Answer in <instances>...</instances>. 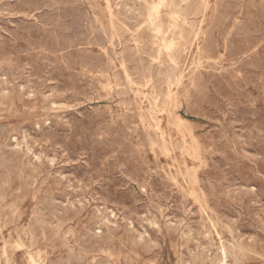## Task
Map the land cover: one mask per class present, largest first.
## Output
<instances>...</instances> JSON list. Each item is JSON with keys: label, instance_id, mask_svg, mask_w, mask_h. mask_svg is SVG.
I'll list each match as a JSON object with an SVG mask.
<instances>
[{"label": "rangeland", "instance_id": "rangeland-1", "mask_svg": "<svg viewBox=\"0 0 264 264\" xmlns=\"http://www.w3.org/2000/svg\"><path fill=\"white\" fill-rule=\"evenodd\" d=\"M51 1L0 0V264H264V0Z\"/></svg>", "mask_w": 264, "mask_h": 264}, {"label": "bare ground", "instance_id": "bare-ground-1", "mask_svg": "<svg viewBox=\"0 0 264 264\" xmlns=\"http://www.w3.org/2000/svg\"><path fill=\"white\" fill-rule=\"evenodd\" d=\"M41 1H44V0H40V3H41ZM50 1H51V0H50ZM59 1H60V0H59ZM73 1H74V0H73ZM75 1H76V0H75ZM77 1H79V0H77ZM160 1H161V0H160ZM177 1H178V0H177ZM183 1H184V0H183ZM190 1H191V0H190ZM46 2H47V1H46ZM48 2H49V1H48ZM51 2H52V1H51ZM51 2H50V3H51ZM66 2H67V1H66ZM83 2H84V1H83ZM125 2H126V1H125ZM137 2H138V1H137ZM143 2H144V0H143ZM172 2H173V1H172ZM198 2H200V0H199ZM201 2H202V1H201ZM9 3H10V2H9ZM35 3H37V2H35ZM38 3H39V2H38ZM60 3H61V2H60ZM67 3H68V2H67ZM67 3H65V4H67ZM132 3H133V2H132ZM135 3H136V2H135ZM160 3H161V2H160ZM173 3H174V2H173ZM185 3H186V1H185ZM192 3H193V2H192ZM206 3H207V2H206ZM206 3H205V4H206ZM47 4H48V3H47ZM177 4H179V3H177ZM186 4H187V3H186ZM200 4H201V3H200ZM200 4H199V5H200ZM228 4H229V3H228ZM3 5H4V4H3ZM58 5H59V3H58ZM62 5L65 7L64 4H62ZM90 5H91V4H90ZM132 5H135V4H132ZM157 5H158V4H157ZM161 5H162V3H161ZM167 5H168V4H167ZM172 5H173V4H172ZM172 5H171V6H172ZM184 5H185V4H184ZM203 5H204V4H203ZM222 5H223V2H222ZM261 5H262V4H261ZM21 6H22V4H21ZM55 6H57L56 3H55V5H54V7H55ZM91 6H92V5H91ZM91 6H90V8H91ZM144 6H146V5H144ZM154 6H155V5H154ZM154 6H153V7H154ZM259 6H260V5H259ZM135 7H136V6H135ZM167 7H168V6H167ZM186 7H188V6H186ZM186 7H185V8H186ZM189 7H190V6H189ZM194 7H196V6H194ZM202 7H203V6H202ZM256 7H257V6H256ZM130 8H131V7H130ZM182 8H183V7H182ZM182 8H181V9H182ZM0 9H1V8H0ZM37 9H39V8H37ZM53 9H54V8H53ZM135 9H136V8H135ZM140 9H142V8H140ZM143 9H144V8H143ZM157 9H158V7L155 6L154 10H157ZM181 9H180V10H181ZM186 9H187V8H186ZM261 9H262V8H261ZM29 10H30V9H29ZM66 10H67V8H66ZM91 10H92V9H91ZM111 10H112V9H111ZM119 10H120V9H119ZM152 10H153V9H152ZM158 10H159V9H158ZM178 10H179V9H178ZM178 10H177V11H178ZM184 10H185V9H184ZM184 10H182V11H184ZM254 10H255V9H254ZM1 11H2V10H1ZM53 11H54V10H53ZM60 11H61V10H60ZM84 11H85V10H84ZM112 11H113V10H112ZM122 11H123V10H122ZM185 11H187V10H185ZM62 12H63V11H62ZM92 12H93V11H92ZM95 12H96V11H95ZM97 12H98V11H97ZM119 12H120V11H119ZM140 13H141V12H140ZM173 13H174L175 16H178L177 12H173ZM13 14H14V13H13ZM46 14H47V13H46ZM52 14H53V13H52ZM55 14H56V13H55ZM58 14H59V13H58ZM58 14H57V15H58ZM159 14H160V13H159ZM166 14H168V13H166ZM49 15H50V14H49ZM61 15H62V14H61ZM95 15H96V14H95ZM97 15H98V14H97ZM102 15H103V14H102ZM171 15H172V13H171ZM47 16H48V15H47ZM47 16L45 15V17H47ZM64 16H65V15H64ZM66 16H67V15H66ZM166 16H167V15H166ZM25 17H26V16H25ZM28 17H29V16H28ZM45 17H44V18H45ZM147 17H148V16H147ZM159 17H160V16H159ZM226 17H227V16H226ZM262 17H263V16H262ZM78 18H79V17H78ZM92 18H93V17H92ZM177 18H178V17H177ZM180 18H181V17H180ZM182 18H183V16H182ZM59 19H60V18H59ZM122 19H123V17H122ZM132 19H133V18H132ZM143 19H144V18H143ZM152 19H153V18H152ZM260 19H261V18H260ZM95 20H96V17H95ZM108 20H110V19H108ZM147 20H148V19H147ZM176 20H177V19H176ZM202 20H203V19H202ZM22 21H23V20H22ZM75 21H76V20H75ZM111 21H112V19H111ZM111 21H110V22H111ZM138 21H139V20H138ZM138 21H137V22H138ZM151 21H152V20H151ZM177 21H178V20H177ZM228 21H229V20H228ZM135 22H136V21H135ZM139 22H140V21H139ZM152 22H153V21H152ZM170 22H171V20H170ZM170 22H169V23H170ZM235 22H236V21H235ZM235 22H234V23H235ZM53 23H54V22H53ZM84 23H86V22H84ZM97 23H98V22H97ZM177 23H179V22H177ZM54 24H55V23H54ZM79 24H80V23H79ZM110 24H111V23H110ZM134 24H135V23H134ZM138 24H139V23H138ZM152 24H153V23H152ZM248 24H249V23H248ZM30 25H31V24H30ZM43 25H44V24H43ZM45 25H46V24H45ZM47 25H49V24H47ZM50 25H51V24H50ZM100 25H101V24H100ZM153 25H154V24H153ZM177 25H178V24H177ZM177 25H174L175 28L177 27ZM182 25H183V24H182ZM235 25H236V24H235ZM237 25H238V24H237ZM52 26H54V25H52ZM58 26H60V25H58ZM96 26H97V25H96ZM133 26H134V25H133ZM151 26H152V25H151ZM160 26H161V25H160ZM169 26H171V25L169 24ZM28 27H29V26H28ZM48 27L50 28V26H48ZM55 27H56V26H55ZM91 27H92V26H91ZM146 27H147V26H146ZM152 27H153V26H152ZM172 27H173V26H172ZM179 27H180V26H179ZM232 27H233V26H232ZM32 28H33V27H32ZM83 28H84V27H83ZM100 28H101V27H100ZM124 28H125V27H124ZM143 28H144V27H143ZM153 28H155V30H157V31H160V29H161L157 24L154 25ZM238 28H239V26H238ZM97 29H98V28H97ZM180 29H181V27H180ZM233 29H234V28H233ZM32 30H33V29H32ZM32 30H29V31H32ZM44 30H45V29H44ZM79 30H80V29H79ZM83 30H84V29H83ZM86 30H87V29H86ZM103 30H104V31H107V30H105V29H103ZM147 30H148V28H147ZM153 30H154V29H152V31H153ZM155 30H154V31H155ZM236 30H237V28H236ZM38 31H39V30H38ZM38 31H37V32H38ZM48 31H49V30H48ZM50 31H51V29H50ZM93 31H94V30H93ZM95 31H96V30H95ZM150 31H151V30H150ZM152 31H151V34H153ZM157 31H156V32H157ZM162 31H163V30H162ZM57 32H58V31H57ZM63 32H64V31H63ZM71 32H72V31H71ZM116 32H117V30H116ZM163 32H164V31H163ZM168 32H169V31H168ZM239 32H240V31H239ZM242 32H243V31H242ZM58 33H59V32H58ZM72 33H73V32H72ZM72 33H71V34H72ZM96 33H97V32H96ZM103 33H104V32H103ZM106 33H107V32H106ZM106 33H105V34H106ZM160 33H161V32H160ZM171 33H172V31H170V34H171ZM232 33H233V32H232ZM52 34H54V33L52 32ZM52 34H51V35H52ZM68 34H69V33H68ZM155 34H156V33H155ZM239 34H240V33H239ZM241 34H242V33H241ZM17 35H18V34H17ZM41 35H42V34H41ZM43 35H44V34H43ZM136 35H137V34H136ZM153 35H154V34H153ZM157 35L159 36L160 34H157ZM157 35H156V37H157ZM174 35H175V34H174ZM174 35H173V36H174ZM29 36H30V35H29ZM62 36H63V35H62ZM81 36H82V35H81ZM107 36H110V33H109ZM169 36H170V35H169ZM169 36H168V37H169ZM173 36H172V38H173ZM238 36H239V35H238ZM16 37H17V36H16ZM48 37H49V36H48ZM151 37H152V36H151ZM31 38H32V37H31ZM42 38H43V37H42ZM94 38H95V37H94ZM121 38H122V37H121ZM154 38H155V37H154ZM169 38H170V37H169ZM174 38H175V37H174ZM18 39H19V38H18ZM48 39H49V38H48ZM82 39H83V38H82ZM156 39H157V38H156ZM158 39H159V37H158ZM167 39H168V38H167ZM167 39H166V40H167ZM53 40H54V39H53ZM83 40H85V39H83ZM90 40H91V39H90ZM94 40H95V39H94ZM107 40H108V39H107ZM115 40H116V39H115ZM148 40H149V39H148ZM148 40H147V41H148ZM153 40H155V39H153ZM237 40H238V39H237ZM241 40H243V39H241ZM49 41H50V40H49ZM87 41H88V40H87ZM87 41H86V42H87ZM109 41H110V40H109ZM109 41H108V42H109ZM119 41H120V40H119ZM135 41H137V39H135ZM144 41H145V40H144ZM159 41H161V40H159ZM164 41H165V39H164ZM164 41H163V42H164ZM171 41H172V40H171ZM174 41H175V39H174ZM130 42H131V41H130ZM145 42H146V41H145ZM152 42H154V41H152ZM47 43H48V42H47ZM50 43H51V42H50ZM68 43H69V42H68ZM177 43H178V42H177ZM60 44H61V43H60ZM62 44H63V43H62ZM112 44H113V43H112ZM112 44H111V45H112ZM117 44H118V43H117ZM130 44H131V43H130ZM150 44H151V41H150ZM164 44H166V43H164ZM168 44H169V43H168ZM174 44H176V42H175ZM122 45H123V43H122ZM170 45H171V44H170ZM170 45H169V46H170ZM177 45H178V44H177ZM44 46H45V45H44ZM113 46H114V45H113ZM128 46H129V45H128ZM147 46H148V45H147ZM157 46H158V45H157ZM171 46H172V45H171ZM173 46H174V45H173ZM240 46H242V45H240ZM260 46H261V45H260ZM48 47H49V46H48ZM50 47H51V46H50ZM54 47H55V46H54ZM77 47H78V46H77ZM106 47H107V46H106ZM153 47H155V46H153ZM177 47H178V46H177ZM40 48H41V47H40ZM43 48H44V47H43ZM69 48H70V47H69ZM140 48H141V46H140ZM169 48H170V47H169ZM169 48H167V50H169ZM41 49H42V48H41ZM49 49H50V48H49ZM52 49H53V48H52ZM81 49H82V48H81ZM150 49H151V48H150ZM172 49H173V48L171 47L170 50H172ZM244 49H245V48H244ZM12 50H13V48H12ZM29 50H30V49H29ZM50 50H51V49H50ZM60 50H61V49H60ZM68 50H69V49H68ZM107 50H109V48H108ZM141 50H142V49H141ZM158 50H159V46H158ZM164 50H166L165 47H164ZM167 50H166V51H167ZM23 51H24V50H23ZM30 51H31V50H30ZM36 51H37V50H36ZM41 51H42V50H41ZM53 51H54V50H53ZM56 51H57V50H56ZM85 51H86V50H85ZM85 51H84V52H85ZM137 51H138V50H137ZM137 51H136V52H137ZM142 51H143V50H142ZM147 51H148V50H147ZM240 51H241V50H240ZM21 52H22V51H21ZM63 52H64V51H63ZM69 52H70V51H69ZM138 52H139V51H138ZM154 52H155V51H154ZM159 52H160V51H159ZM161 52H162V51H161ZM171 52H172V51H171ZM18 53H19V52H18ZM72 53H74V52H72ZM139 53H140V52H139ZM155 53H156V52H155ZM167 53H168V52H167ZM42 54H43V53H42ZM42 54H41V55H42ZM46 54H47V53H46ZM60 54H61V53H60ZM75 54H76V52H75ZM119 54H121V53H119ZM132 54H133V53H132ZM140 54H141V53H140ZM156 54H157V53H156ZM204 54H205V53H204ZM239 54H240V53H239ZM241 54H242V53H241ZM27 55H28V54H27ZM29 55H30V54H29ZM71 55H72V54H71ZM87 55H88V54H87ZM89 55H90V54H89ZM89 55H88V56H89ZM107 55H108V54H107ZM134 55H135V54H134ZM149 55H151V54H149ZM153 55H154V53H153ZM169 55H170V54H169ZM51 56H52V55H51ZM65 56H66V55H65ZM96 56H97V55H96ZM108 56H110V55H108ZM118 56H119V55H118ZM125 56H126V55H125ZM154 56H155V55H154ZM162 56H163V55H162ZM164 56H165V55H164ZM29 57H30V56H29ZM43 57H44V55H43ZM78 57H79V56H78ZM104 57H105V56H104ZM131 57H132V56H131ZM157 57H158V56H157ZM165 57H166V56H165ZM171 57H173V56L171 55L170 58H171ZM224 57H225V56H224ZM240 57H241V56H240ZM36 58H37V57H36ZM36 58H35V59H36ZM79 58H81V57H79ZM91 58H93V57H91ZM170 58H169V59H170ZM174 58H175V56H174ZM238 58H239V57H238ZM250 58H251V57H250ZM124 59H125V58H124ZM130 59H131V58H130ZM147 59H148V58H147ZM155 59H156V58H155ZM171 59H172V58H171ZM36 60H37V59H36ZM36 60H35V62H36ZM82 60H83V59H82ZM95 60H96V59H95ZM116 60H117V59H116ZM118 60H119V59H118ZM131 60H132V59H131ZM151 60H152V59H151ZM100 61H102V60H100ZM121 61H122V60H121ZM125 61H126V60H125ZM164 61H165V60H164ZM164 61H162V62H164ZM175 61H176V60H175ZM202 61H203V60H202ZM236 61H237V60H236ZM246 61H247V60H246ZM64 62H65V61H64ZM137 62H138V61H137ZM149 62H150V61H149ZM173 62H174V61H173ZM215 62H216V61H215ZM218 62H220V61H218ZM244 62H245V61H244ZM42 63H43V62H42ZM46 63H47V62H46ZM56 63H57V62H56ZM118 63H119V62H118ZM133 63H134V62H133ZM133 63H132V64H133ZM221 63H222V62H221ZM232 63H233V62H232ZM239 63H240V62H239ZM67 64H68V63H67ZM76 64H77V63H76ZM88 64H89V63H88ZM100 64H101V63H100ZM100 64H99V65H100ZM119 64H120V63H119ZM130 64H131V63H130ZM151 64H153V63H151ZM154 64H155V63H154ZM162 64H163V63H162ZM166 64H167V63H166ZM8 65H9V64H8ZM52 65H53V64H52ZM54 65H55V64H54ZM54 65H53V66H54ZM65 65H66V64H65ZM128 65H129V64H128ZM199 65H200V64H199ZM233 65H234V64H233ZM0 66H1V64H0ZM71 66H72V65H71ZM88 66H90V65H88ZM104 66H105V65H104ZM170 66H171V65H170ZM175 66H177V65H175ZM175 66H174V67H175ZM237 66H239V65H237ZM244 66H245V65H244ZM1 67H2V66H1ZM1 67H0V69H1ZM12 67H13V66H12ZM12 67H11V68H12ZM74 67H75V66H74ZM76 67H77V66H76ZM78 67H79V66H78ZM94 67H95V66H94ZM94 67H93V68H94ZM114 67H115V66H114ZM121 67H122V66H121ZM136 67H137V66H136ZM164 67H165V66H164ZM2 68H3V67H2ZM65 68H66V67H65ZM69 68L71 69V67H69ZM126 68H127V67H126ZM129 68H130V67H129ZM156 68H157V67H156ZM156 68H155V69H156ZM159 68H160V67H159ZM169 68H170V67L168 66V69H169ZM223 68H224V67H223ZM237 68H238V67H237ZM242 68H243V67H242ZM254 68H255V67H254ZM44 69H45V68H44ZM122 69H123V68H122ZM157 69H158V68H157ZM170 69H171V68H170ZM1 70H2V69H1ZM1 70H0V71H1ZM17 70H19V69H17ZM90 70H91V69H90ZM161 70H162V69H161ZM214 70H215V69H214ZM228 70H229V69H228ZM4 71H5V70H4ZM57 71H59V70H57ZM62 71H63V70H62ZM81 71H82V70H81ZM111 71H112V70H111ZM118 71H119V70H118ZM128 71H129V70H128ZM128 71H127V72H128ZM150 71H151V70H150ZM168 71H169V70H168ZM20 72H21V71H20ZM59 72H60V71H59ZM66 72H68V71L66 70ZM66 72H65V73H66ZM73 72H74V71H73ZM98 72H99V70H98ZM132 72H133V71H132ZM172 72H173V67H172ZM209 72H210V71H209ZM223 72H224V71H223ZM241 72H242V71H241ZM246 72H247V71H246ZM18 73H19V72H18ZM60 73H61V72H60ZM79 73H80V72H79ZM116 73H117V72H116ZM130 73H131V72H130ZM134 73H135V72H134ZM134 73H132V74H134ZM157 73H158V71H157ZM157 73H156V74H157ZM13 74H14V73H13ZM45 74H47V72H46ZM82 74H83V73H82ZM109 74H110V73H109ZM128 74H129V73H128ZM137 74H138V73H137ZM147 74H148V73H147ZM161 74H163V73L161 72ZM175 74H176V73H175ZM4 75H5V73H4ZM53 75H54V74H53ZM65 75H66V74H65ZM71 75H72V74H71ZM71 75H70V76H71ZM91 75H92V74H91ZM101 75H102V74H101ZM116 75H117V74H116ZM135 75H136V73H135ZM150 75H153V74H150ZM166 75H167V74H166ZM173 75H174V74H173ZM179 75L181 76V73H180ZM200 75H201V74H200ZM220 75H221V74H220ZM48 76H49V75H48ZM51 76H52V75H51ZM83 76H84V75H83ZM87 76H88V75H87ZM118 76H119V75H118ZM124 76H125V75H124ZM137 76H138V75H137ZM146 76H147V75H146ZM156 76H157V75H156ZM156 76H155V77H156ZM168 76H170V75H168ZM242 76H244V75H242ZM56 77H57V76H56ZM56 77H55V78H56ZM63 77H64V76H63ZM89 77H90V76H89ZM89 77H88V78H89ZM115 77H116V76H115ZM115 77H114V78H115ZM139 77H141V76H139ZM155 77H154V78H155ZM191 77H192V76H191ZM240 77H241V76H240ZM4 78H5V77H4ZM37 78H38V77H37ZM46 78H47V77H46ZM46 78H45V79H46ZM82 78H83V77H82ZM118 78H119V77H118ZM118 78H116V79H118ZM136 78H137V77H136ZM164 78H165V77H164ZM166 78H167V77H166ZM171 78H173L172 75H171ZM174 78H175V77H174ZM177 78H178V77H177ZM177 78H175V80H177ZM179 78H180V77H179ZM181 78H182V77H181ZM35 79H36V78H35ZM104 79H105V78H104ZM125 79H126V78H125ZM127 79H128V78H127ZM141 79H142V78H141ZM145 79H146V78H145ZM190 79H191V78H190ZM13 80H15V79L13 78ZM32 80H34V79H32ZM68 80H69V79H68ZM86 80H87V79H86ZM96 80H97V79H96ZM108 80H109V79H108ZM118 80H119V79H118ZM134 80H135V79H134ZM153 80H154V79H153ZM153 80H152V81H153ZM235 80H236V79H235ZM239 80H240V79H239ZM24 81H25V80H24ZM79 81H80V80H79ZM92 81H94V80H92ZM102 81H103V78H102ZM104 81H105V80H104ZM116 81H117V80H116ZM116 81H115V82H116ZM125 81H126V80H125ZM128 81H129V80H128ZM142 81H143V80H142ZM171 81H172V80H171ZM226 81H227V80H226ZM32 82H33V81H32ZM41 82H42V81H41ZM41 82H40V84H41ZM45 82H46V81H45ZM56 82H57V81H56ZM71 82H72V81H71ZM84 82H85V81H84ZM87 82H88V81H87ZM96 82H97V81H96ZM121 82H122V81H121ZM139 82H140V81H139ZM167 82H168V81H167ZM169 82H170V80H169ZM173 82H175V81H173ZM173 82H172V83H173ZM176 82H177V81H176ZM240 82H241V81H240ZM5 83H6V82H5ZM43 83H44V82H43ZM90 83H91V82H90ZM97 83H98V82H97ZM126 83H128V82H126ZM129 83H130V81H129ZM151 83H153V82H151ZM172 83L170 82V85H171ZM227 83H228V82H227ZM251 83H252V82H251ZM33 84H34V83H33ZM63 84H64V83H63ZM71 84H72V83H71ZM74 84H75V83H74ZM117 84H118V83H117ZM117 84H116V85H117ZM120 84H121V83H120ZM131 84H132V83H131ZM134 84H135V83H134ZM134 84H133V85H134ZM162 84H163V83H162ZM168 84H169V83H168ZM174 84H175V83H174ZM201 84H202V83H201ZM207 84H208V83H207ZM230 84H231V83H230ZM242 84H243V83H242ZM20 85H21V84H20ZM22 85H23V84H22ZM38 85H39V84H38ZM41 85H43V84H41ZM59 85H60V84H59ZM80 85L82 86V84H80ZM94 85H95V84H94ZM121 85H122V84H121ZM128 85H129V84H128ZM133 85H132V86H133ZM135 85H137V84H135ZM210 85H211V84H210ZM34 86H35V85H34ZM39 86H40V85H39ZM91 86H92V85H91ZM119 86H120V85H119ZM241 86H243V85H241ZM27 87H28V86H27ZM50 87H51V86H50ZM94 87H95V86H94ZM137 87H138V85H137ZM140 87H141V86H140ZM167 87H168V86H167ZM207 87H208V86H207ZM4 88H5V86H4ZM75 88H76V86H75ZM103 88H104V87H103ZM105 88H106V86H105ZM131 88H132V87H131ZM143 88H144V87H143ZM143 88H142V89H143ZM152 88H154V87H152ZM160 88H161V87H160ZM192 88H193V87H192ZM192 88H191V89H192ZM229 88H230V87H229ZM238 88H239V87H238ZM22 89H23V88H22ZM29 89H30V88H29ZM43 89H44V88H43ZM89 89H90V86H89ZM89 89H88V90H89ZM122 89H123V87H122ZM127 89H128V88H126V90H127ZM191 89H189V90H191ZM19 90H20V89H19ZM19 90H18V92H19ZM49 90H50V89H49ZM105 90H106V89H105ZM118 90H119V89H118ZM131 90H132V89H131ZM131 90H130V91H131ZM153 90H154V89H152L151 91H153ZM162 90H163V89H162ZM11 91H12V90H11ZM28 91H29V90H28ZM33 91H34V90H33ZM52 91H53V90H52ZM94 91H95V90H94ZM109 91H110V90H109ZM124 91H125V90H124ZM132 91H133V90H132ZM142 91H143V90H142ZM156 91H158V90H156ZM160 91H161V90H160ZM164 91H165V90H164ZM171 91H173V90L171 89ZM232 91H233V90H232ZM238 91H239V90H238ZM243 91H244V90H243ZM6 92H7V91H6ZM21 92H23V90H22ZM30 92H31V91H30ZM43 92H44V91H43ZM69 92H70V91H69ZM71 92H72V91H71ZM81 92H82V91H81ZM205 92H206V90H205ZM0 93H1V92H0ZM36 93H37V92H36ZM51 93H52V92H51ZM112 93H113V92H112ZM115 93H116V92H115ZM121 93H122V92H121ZM121 93H119V94H121ZM158 93H159V92H158ZM160 93H161V92H160ZM240 93H241V92H240ZM245 93H246V92H245ZM13 94H14V93H13ZM13 94H11V95H13ZM21 94H22V93H21ZM34 94H35V93H34ZM108 94H109V93H108ZM119 94H118V95H119ZM136 94H137V93H136ZM234 94H235V93H234ZM236 94H238V93H236ZM0 95H1V94H0ZM9 95H10V94H9ZM49 95H50V94H49ZM73 95H74V94H73ZM130 95H131V94H130ZM144 95H146V94H144ZM179 95H180V93H179ZM29 96H30V95H29ZM29 96H26V97L29 98ZM52 96H53V95H52ZM67 96H70V94L67 95ZM67 96H66V97H67ZM109 96H110V94H109ZM122 96H123V95H122ZM136 96H137V95H136ZM155 96H156V95H155ZM173 96H175V94H174ZM186 96H187V95H186ZM215 96H216V95H215ZM240 96H242V95H240ZM243 96H244V95H243ZM249 96H250V94H249ZM8 97H9V96H8ZM35 97H36V96H35ZM41 97H42V96H41ZM76 97H77V96H76ZM126 97H127V96H126ZM137 97H138V96H137ZM137 97H136V98H137ZM147 97H148V96H147ZM159 97H160V96H159ZM164 97H165V96H164ZM164 97H163V99H164ZM213 97H214V96H213ZM217 97H218V96H217ZM30 98H31V97H30ZM43 98H44V97H43ZM77 98H79V97H77ZM86 98H87V97H86ZM111 98H112V97H111ZM122 98H123V97H122ZM143 98H144V97H143ZM143 98H142V99H143ZM151 98H153V100H154V97H151ZM157 98H158V97H157ZM157 98H156V99H157ZM36 99H37V98H36ZM72 99H73V98H72ZM108 99H109V98H108ZM137 99H138V98H137ZM140 99H141V98H140ZM159 99H161V97H160ZM159 99H158V100H159ZM244 99H245V98H244ZM247 99H248V98H247ZM249 99H250V98H249ZM251 99H252V98H251ZM74 100H75V99H74ZM111 100H112V99H111ZM126 100H127V98H126ZM134 100H135V99H134ZM150 100H152V99H150ZM172 100H173V99H172ZM252 100H254V98H253ZM13 101H14V100H13ZM128 101H129V100H128ZM161 101H162V100H161ZM164 101H165V100H164ZM220 101H221V100H220ZM244 101H245V100H244ZM244 101H243V102H244ZM66 102H67V101H66ZM120 102H121V101H120ZM131 102L133 103V100H132ZM157 102H158V101H157ZM128 103H129V102H128ZM135 103H136V102H135ZM135 103H134V104H135ZM142 103H144V102H142ZM160 103H162V102H160ZM160 103H159V104H160ZM175 103H176V102H175ZM241 103H242V102H241ZM118 104H119V103H118ZM156 104H157V103H156ZM231 104H232V103H231ZM42 105H43V104H42ZM45 105H46V104H45ZM121 105H122V104H121ZM129 105H130V104H129ZM137 105H138V104H137ZM242 105H243V104H242ZM46 106H47V105H46ZM157 106H158V104H157ZM157 106H155V107H157ZM229 106H230V105H229ZM161 107H163V106H161ZM166 107H167V106H166ZM245 107H246V106H245ZM60 108H61V107H60ZM65 108H66V107H65ZM138 108H139V107H138ZM157 108H158V107H157ZM159 108H160V107H159ZM159 108H158V109H159ZM172 108H173V107H172ZM58 109H59V108H58ZM152 109H154V108L152 107ZM161 109H162V108H161ZM230 109H231V108H230ZM230 109H229V110H230ZM10 110H11V109H10ZM25 110H26V109H25ZM28 110H29V109H28ZM28 110H27V112H28ZM107 110H108V109H107ZM130 110H131V109H130ZM146 110H147V109H146ZM255 110H256V109H255ZM93 111H94V110H93ZM135 111H136V110H135ZM137 111H138V110H137ZM152 111H153V110H152ZM152 111H151V112H152ZM155 111H157V110H155ZM162 111H163V110H162ZM165 111H166V110H165ZM167 111H169V110H167ZM223 111H224V110H223ZM227 111H228V110H227ZM29 112H30V111H29ZM95 112H96V111H95ZM97 112H99V111H97ZM101 112H102V111H100V113H101ZM116 112H117V111H116ZM138 112H139V111H138ZM231 112H232V111H231ZM254 112H255V111H254ZM256 112H257V111H256ZM14 113H15V111H14ZM60 113H61V112H60ZM100 113H99V114H100ZM105 113H106V112H105ZM140 113H141V112H140ZM145 113H146V112H145ZM149 113H150V112H149ZM169 113H170V112H169ZM216 113H217V112H216ZM10 114H11V113H10ZM130 114H131V113H130ZM135 114H136V113H135ZM151 114H152V113H151ZM161 114H162V113H161ZM221 114H222V113H221ZM229 114H231L230 111H229ZM232 114H233V113H232ZM124 115H125V114H124ZM124 115H123V116H124ZM132 115H133V114H132ZM166 115H167V114H166ZM170 115H171V114H170ZM172 115H173V113H172ZM224 115H225V114H224ZM227 115H228V114H227ZM13 116H14V115H13ZM95 116H96V115H95ZM95 116H94V117H95ZM119 116H121V115H119ZM135 116H136V115H135ZM142 116H145V115H142ZM167 116H168V115H167ZM225 116H226V115H225ZM229 116H230V115H229ZM241 116H242V115H241ZM250 116H252V115H250ZM253 116H254V115H253ZM46 117H47V116H46ZM115 117H116V115H115ZM121 117H122V116H121ZM130 117H131V116H130ZM137 117H138V116H137ZM171 117H172V116H171ZM219 117H220V116H219ZM226 117H227V116H226ZM242 117H245V116L243 115ZM127 118H128V117H127ZM133 118H134V117H133ZM138 118H139V117H138ZM153 118L155 119V117H153ZM172 118H174V117H172ZM223 118H224V117H223ZM44 119H45V118H44ZM60 119H61V118H60ZM89 119H90V118H89ZM114 119H117V118H114ZM220 119H221V118H220ZM230 119H231V118H230ZM46 120H47V119H46ZM96 120H97V119H96ZM138 120H139V119H138ZM142 120H143V119H142ZM147 120H148V119H147ZM147 120H146V121H147ZM149 120H150V119H149ZM173 120H174V119H173ZM178 120H179V119H178ZM228 120H229V118H228ZM242 120H243V119H242ZM254 120H255V119H254ZM120 121H121V120H120ZM129 121H130V120H129ZM154 121H155V120H154ZM168 121H169V120H168ZM174 121H175V120H174ZM179 121H180L179 123L184 122L183 119H180ZM90 122H91V121H90ZM116 122H117V120H116ZM130 122H132V121H130ZM142 122H143V121H142ZM220 122H221V121H220ZM228 122H229V121H228ZM230 122H231V121H230ZM21 123H22V121H21ZM172 123H174V122H172ZM175 123H176V122H175ZM221 123H222V122H221ZM23 124H24V123H23ZM25 124H26V123H25ZM39 124H40V123H39ZM102 124H103V123H102ZM102 124H101V125H102ZM106 124H107V123H106ZM106 124H105V125H106ZM117 124H118V122H117ZM154 124H155V123H154ZM159 124H160V123H159ZM222 124H223V123H222ZM231 124H232V122H231ZM6 125H7V124H6ZM8 125H9V124H8ZM66 125H67V124H66ZM235 125H236V124H235ZM10 126H12V125H10ZM118 126H119V124H118ZM130 126H131V125H130ZM158 126H159V125H158ZM3 127H5V125L2 126V128H3ZM63 127H64V126H63ZM70 127H71V126H70ZM101 127H102V126H101ZM101 127H100V128H101ZM152 127H154V126H152ZM160 127H161V126H160ZM160 127H159V128H160ZM16 128H17V126H16ZM37 128H39V127H37ZM50 128H51V127H50ZM61 128H62V127H61ZM103 128H104V127H103ZM106 128H107V127H106ZM123 128H124V127H123ZM138 128H139V127H138ZM203 128H204V127H203ZM230 128H231V127H230ZM3 129H4V128H3ZM108 129H109V128H108ZM225 129H226V128H225ZM95 130H96V129H95ZM99 130H100V129H99ZM101 130H102V129H101ZM106 130H107V129H106ZM114 130H115V129H114ZM136 130H137V129H136ZM143 130H144V127H143ZM146 130H147V129H146ZM146 130H145V132H146ZM152 130H153V129H152ZM237 130H238V129H237ZM38 131H39V130H38ZM81 131H82V130H81ZM91 131H92V130H91ZM102 131H103V130H102ZM110 131H111V130H110ZM110 131H109V132H110ZM120 131H121V130H120ZM140 131H141V130H140ZM140 131H139V132H140ZM153 131H154V130H153ZM156 131H157V130H156ZM159 131H160V130H159ZM26 132H27V131H26ZM29 132H30V131H29ZM105 132H106V131H105ZM136 132H137V131H136ZM142 132H143V131H142ZM145 132H144V133H145ZM147 132H148V131H147ZM150 132H151V131H150ZM7 133H10V132H7ZM20 133H21V132H20ZM93 133H94V132H93ZM99 133H100V132H99ZM111 133H112V132H111ZM234 133H235V132H234ZM236 133H237V132H236ZM251 133H252V132H251ZM10 134H11V133H10ZM10 134H9V135H10ZM14 134H15V133H14ZM65 134H66V133H65ZM102 134H103V133H102ZM127 134H128V133H127ZM127 134H126V135H127ZM150 134H151V133H150ZM157 134H159V133L157 132ZM165 134H166V133H165ZM168 134H169V133H168ZM232 134H233V133H232ZM261 134H262V133H261ZM0 135H1V137H2V134H0ZM17 135H18V134H17ZM111 135H112V134H111ZM143 135L145 136V134H143ZM148 135H149V134H148ZM237 135H238V134H237ZM3 136H4V135H3ZM5 136H8V135H5ZM27 136L29 137V135H27ZM27 136H25V137H27ZM66 136H67V135H66ZM66 136H65V137H66ZM97 136H98V135H97ZM102 136H103V135H102ZM104 136H105V135H104ZM157 136H158V135H157ZM23 137H24V136H23ZM23 137H22V138H23ZM28 137H27V138H28ZM115 137H116V136H115ZM125 137H126V136H125ZM158 137H159V136H158ZM158 137H157V138H158ZM218 137H220V136H218ZM240 137H241V134H240ZM11 138H12V137H11ZM93 138H94V137H93ZM148 138H150V137L148 136ZM151 138H152V136H151ZM1 139H2V138H1ZM1 139H0V140H1ZM33 139H34V137H33ZM103 139H104V138H103ZM105 139H106V138H105ZM105 139H104V141H105ZM116 139H117V138H116ZM116 139H115V140H116ZM119 139H123V138L121 137V138H119ZM141 139H145V138H141ZM153 139H154V138H153ZM226 139H227V138H226ZM240 139H241V138H240ZM15 140H16V139H15ZM101 140H102V139H101ZM115 140H113V141H115ZM242 140H243V139H242ZM6 141H8V140H6ZM26 141H27V139H26ZM81 141H82V140H81ZM159 141H160V140H159ZM220 141H222V140H220ZM228 141H229V140H228ZM8 142H9V141H8ZM23 142H24V141H23ZM30 142H31V140H30ZM30 142H29V143H30ZM92 142H93V141H92ZM101 142H102V141H101ZM181 142H182V141H181ZM234 142H235V141H234ZM236 142H237V141H236ZM245 142H246V141H245ZM81 143H82V142H81ZM112 143H113V142H112ZM118 143H119V142H118ZM141 143H142V141H141ZM144 143H145V142H144ZM215 143H216V142H215ZM222 143H223V142H222ZM242 143H243V141H242ZM16 144H17V143H16ZM24 144H25V143H24ZM38 144H39V143H38ZM43 144H44V143H43ZM46 144H48V143H46ZM46 144H45V145H46ZM115 144H116V143H115ZM176 144H177V143H176ZM218 144H219V143H218ZM218 144H217V145H218ZM11 145H12V144H11ZM25 145H26V144H25ZM25 145H24V146H25ZM41 145H42V144H41ZM93 145H94V144H93ZM95 145H96V144H95ZM100 145H101V144H100ZM178 145H179V144H178ZM180 145H181V143H180ZM182 145H183V144H182ZM186 145H187V144L185 143V146H186ZM233 145H234V144H233ZM242 145H243V144H242ZM3 146H4V145H3ZM87 146H88V145H87ZM103 146H105V145L103 144ZM126 146H127V143H126ZM188 146H189V145H188ZM106 147H107V146H106ZM127 147H128V146H127ZM127 147H126V148H127ZM165 147H166V146H165ZM241 147H242V146H241ZM146 148H147V147H146ZM148 148H149V147H148ZM21 149H22V148H21ZM35 149H36V148H35ZM58 149H59V148H58ZM22 150H23V149H22ZM41 150H42V149H41ZM43 150H44V149H43ZM92 150H93V149H92ZM146 150H147V149H146ZM148 150H149V149H148ZM163 150H164V148H163ZM242 150H243V149H242ZM26 151H27V150H26ZM28 151H29V150H28ZM164 151H165V150H164ZM231 151H232V150H231ZM1 152H2V151H0V153H1ZM41 152H42V151H41ZM92 152H93V151H92ZM166 152H167V154H168V151H166ZM4 153H5V151H4ZM18 153H19V152H18ZM27 153H28V152H27ZM222 153H223V152H222ZM34 154H35V153H34ZM29 155H30V154H29ZM48 155H49V154H48ZM48 155H47V156H48ZM217 155H218V154H217ZM81 156H82V155H81ZM96 156H97V155H96ZM220 156H222V155H220ZM223 156H224V155H223ZM223 156H222V157H223ZM10 157H11V156H10ZM29 157H30V156H29ZM29 157H27V158H29ZM222 157H221V158H222ZM228 157H229V156H228ZM234 157H235V156H234ZM35 158H36V156H35ZM154 158H155V157H154ZM237 158H238V157H237ZM239 158H240V157H239ZM262 158H263V157H262ZM4 159H6V158H4ZM32 159H33V158H32ZM92 159H93V158H92ZM1 160H2V159H1ZM47 160H48V159H47ZM221 160H222V159H221ZM32 161H33V160H32ZM38 161H39V160H38ZM50 161H51V160H50ZM54 161H55V160H54ZM2 162H3V161H2ZM2 162H1V163H2ZM14 162H15V161H14ZM36 162H37V161H36ZM45 162H46V161H45ZM6 163H7V162H6ZM15 163H16V162H15ZM50 163H51V162H50ZM8 164H9V163H8ZM57 164H58V163H57ZM92 164H93V163H92ZM222 164H223V163H222ZM6 165H7V164H6ZM6 165H5V166H6ZM10 165H11V164H10ZM29 165H30V164H29ZM39 165H40V164H39ZM39 165H38V166H39ZM8 166H9V165H8ZM13 166H14V165H13ZM42 166H43V165H42ZM166 166H167V165H166ZM178 166H179V165H178ZM9 167H10V166H9ZM22 167H23V165H22ZM14 168H15V167H14ZM35 168H36V167H35ZM58 168H59V167H58ZM60 168H61V167H60ZM168 168H169V167H168ZM6 169H7V168H6ZM31 169H32V168H31ZM37 169H38V168H37ZM37 169H36V170H37ZM66 169H67V168H66ZM92 169H93V167H92ZM254 169H255V168H254ZM34 170H35V169H34ZM36 170H35V172H36ZM56 170H57V169H56ZM62 170H63V169H62ZM108 170H109V169H108ZM162 170H163V169H162ZM169 170H170V169H169ZM179 170H180V169H179ZM8 171H10V169H9ZM11 171H12V170H11ZM37 171H38V170H37ZM39 171H40V170H39ZM39 171H38V172H39ZM133 171H134V170H133ZM149 171H150V170H149ZM14 172H15V171H14ZM20 172H21V171H20ZM26 172H27V171H26ZM28 172H29V171H28ZM113 172H114V171H113ZM135 172H136V171H135ZM9 173H10V172H9ZM24 173H25V172H24ZM40 173H41V172H40ZM62 173H63V172H62ZM141 173H142V172H141ZM179 173H180V172H179ZM7 174H8V173H7ZM13 174H14V173H13ZM17 174H19V173H17ZM21 174H23V173H21ZM48 174H49V173H48ZM105 174H106V173H105ZM122 174H123V173H122ZM0 175H1V174H0ZM9 175H10V174H9ZM9 175H8V176H9ZM11 175H12V174H11ZM11 175H10V176H11ZM38 175H39V174H38ZM52 175H53V174H52ZM165 175H166V173H165ZM1 176H2V175H1ZM6 176H7V175H5V177H6ZM28 176H29V175H28ZM40 176H41V175H40ZM108 176H109V175H108ZM156 176H157V175H156ZM166 176H167V175H166ZM181 176H182V173H181ZM5 177H4V178H5ZM11 177H12V176H11ZM26 177H27V176H26ZM35 177H36V176H35ZM51 177H52V176H51ZM57 177H58V176H57ZM57 177H56V178H57ZM63 177H64V176H63ZM69 177H70V176H69ZM171 177H172V176H171ZM173 177H174V176H173ZM175 177H176V176H175ZM182 177H183V176H182ZM262 177H263V176H262ZM33 178H34V177H33ZM42 178H43V177H42ZM113 178H114V177H113ZM129 178H130V177H129ZM158 178H159V176H158ZM158 178H156V179H158ZM160 178H161V177H160ZM6 179H7V178H6ZM30 179H31V178H30ZM38 179H39V178H38ZM59 179H60V177H59ZM67 179H68V178H67ZM150 179H151V178H150ZM0 180H1V178H0ZM15 180H16V178H15ZM17 180H18V179H17ZM27 180H28V179H27ZM34 180H35V179H34ZM36 180H37V179H36ZM169 180H170V179H169ZM171 180H172V179H171ZM182 180H183V179H182ZM182 180H180V181L182 182ZM240 180H241V179H240ZM1 181H2V180H1ZM8 181H9V180H8ZM19 181H20V179H19ZM24 181H25V180H24ZM52 181H53V180H52ZM74 181H75V180H74ZM101 181H102V180H101ZM103 181H104V180H103ZM105 181H106V180H105ZM108 181H109V180H108ZM166 181H167V180H166ZM184 181H185V180H184ZM241 181H242V180H241ZM244 181H245V180H244ZM21 182H22V181H21ZM21 182H20V183H21ZM41 182H42V181H41ZM45 182H47V181H45ZM67 182H68V181H67ZM69 182H70V181H69ZM79 182H80V181H79ZM95 182H96V181H95ZM97 182H99V181H97ZM111 182H112V181H111ZM148 182H149V181H148ZM161 182H162V181H161ZM168 182H169V181H168ZM170 182H171V181H170ZM172 182H173V181H172ZM177 182H178V181H177ZM223 182H224V181H223ZM223 182H222V183H223ZM22 183H23V182H22ZM30 183H34V182L32 181V182H30ZM42 183H44V182H42ZM42 183H40V184H42ZM70 183H71V182H70ZM70 183H69V184H70ZM27 184H29V183H27ZM83 184H84V183H83ZM112 184H113V182H112ZM175 184H176V183H175ZM1 185H2V184H1ZM32 185H33V184H32ZM42 185H43V184H42ZM99 185H101V184H99ZM140 185H141V184H140ZM179 185H180V184H179ZM6 186H7V185H6ZM46 186H47V185H46ZM48 186H49V185H48ZM65 186H66V185H65ZM72 186H73V185H72ZM125 186H126V185H125ZM125 186H123V187H125ZM145 186H146V185H145ZM174 186H175V185H174ZM176 186H177V185H176ZM247 186H248V185H247ZM7 187L9 188V186H7ZM25 187H27V186H25ZM25 187H24V189H25ZM49 187H50V186H49ZM58 187H59V186H58ZM84 187H85V186H84ZM231 187H232V186H231ZM257 187L260 188L259 186H257ZM8 188H7V189H8ZM20 188H21V187H20ZM28 188H30V187H28ZM85 188H86V187H85ZM150 188H151V187H150ZM5 189H6V188H4L3 190H5ZM24 189H23V191H24ZM33 189H34V188H33ZM50 189H51V188H50ZM66 189H67V188H66ZM68 189H69V188H68ZM109 189H110V188H109ZM235 189H236V188H235ZM3 190H2V191H3ZM21 190H22V189H21ZM76 190H77V189H76ZM76 190H75V191H76ZM87 190H88V189H87ZM89 190H90V189H89ZM103 190H104V189H103ZM114 190H115V189H114ZM120 190H121V189H120ZM124 190H125V189H124ZM143 190H145V189H143ZM151 190H152V189H151ZM182 190H184V189H182ZM189 190H190V189H189ZM236 190H237V189H236ZM250 190H251V189H250ZM39 191H40V190H39ZM45 191H46V190H45ZM45 191H44V192H45ZM73 191H74V190H73ZM111 191H112V190H111ZM165 191H166V190H165ZM177 191H178V189H177ZM214 191H215V190H214ZM0 192H1V191H0ZM14 192H15V191H14ZM18 192H19V191H18ZM67 192H68V191H67ZM87 192H88V191H87ZM103 192H104V191H103ZM166 192H167V191H166ZM190 192H191V191H190ZM259 192H260V191H259ZM3 193H4V192H3ZM3 193H2V194H3ZM15 193H16V192H15ZM77 193H78V192H77ZM104 193H105V192H104ZM174 193H175V192H174ZM187 193H188V192H187ZM0 194H1V193H0ZM10 194H12V193H10ZM21 194H22V193H21ZM38 194H39V193H38ZM67 194H68V193H67ZM92 194H93V193H92ZM92 194H91V195H92ZM144 194H145V193H144ZM178 194H179V193H178ZM239 194H240V193H239ZM36 195H37V194H36ZM58 195H59V194H58ZM72 195H73V194H72ZM94 195H95V194H94ZM107 195H108V194H107ZM114 195H115V194H114ZM149 195H150V194H149ZM151 195H152V194H151ZM161 195H162V194H161ZM163 195H164V194H163ZM220 195H221V194H220ZM263 195H264V194H263ZM20 196H21V195H20ZM48 196H50V194H49ZM48 196H47V198H48ZM103 196H105V195H103ZM134 196H136V195H134ZM152 196H153V195H152ZM156 196H157V195H156ZM165 196H166V195H165ZM212 196H213V194H212ZM245 196H246V195H245ZM111 197H112V196H111ZM116 197H117V196H116ZM154 197H155V196H154ZM222 197H223V196H222ZM249 197H250V196H249ZM252 197H253V196H252ZM37 198H38V197H37ZM53 198H54V197H53ZM64 198H65V196H64ZM102 198H103V197H102ZM163 198H164V197H163ZM167 198H168V197H167ZM204 198H205V197H204ZM243 198H244V197H243ZM256 198H257V196H256ZM256 198H255V199H256ZM12 199H13V198H12ZM42 199H43V198H42ZM3 200H4V199H3ZM33 200H34V199H33ZM37 200H38V199H37ZM56 200H57V199H56ZM79 200H80V199H79ZM82 200H83V199H82ZM13 201H14V200H13ZM15 201H17V200H15ZM38 201H39V200H38ZM69 201H70V200H69ZM100 201H101V200H100ZM105 201H106V200H105ZM105 201H104V202H105ZM108 201H109V200H108ZM142 201H143V200H142ZM163 201H164V200H163ZM257 201H258V200H257ZM2 202H3V201H2ZM72 202H74V201H72ZM79 202H80V201H79ZM104 202H103V203H104ZM20 203H21V202H20ZM48 203H49V201H48ZM96 203H97V202H96ZM98 203H99V202H98ZM114 203H115V202H114ZM171 203H172V202H171ZM240 203H241V202H240ZM256 203H257V202H256ZM258 203H259V201H258ZM40 204H41V203H40ZM40 204H39V205H40ZM45 204H46V203H45ZM89 204H90V203H89ZM89 204H88V205H89ZM110 204H111V203H110ZM137 204H138V203H137ZM144 204H147V203H144ZM46 205H47V204H46ZM61 205H63V204H61ZM61 205H60V206H61ZM69 205H70V204H69ZM71 205H72V204H71ZM78 205H79V204H78ZM82 205H84V204H81V206H82ZM117 205H118V204H117ZM140 205H141V204H140ZM151 205H152V203H151ZM167 205H168V204H167ZM199 205H200V204H199ZM252 205H253V204H252ZM263 205H264V204H263ZM263 205H262V206H263ZM13 206H14V205H13ZM36 206H37V203H36ZM56 206H57V205H56ZM85 206H86V205H85ZM119 206H120V205H119ZM142 206H143V205H142ZM200 206H201V205H200ZM228 206H229V205H228ZM241 206H242V203H241ZM262 206H261V207H262ZM14 207H15V206H14ZM38 207H39V206H38ZM46 207H47V206H46ZM106 207H107V206H106ZM109 207H110V206H109ZM149 207H150V206H149ZM164 207H165V206H164ZM221 207H222V206H221ZM2 208H3V207H2ZM71 208H72V207H71ZM76 208H77V207H76ZM76 208H75V209H76ZM178 208H179V206H178ZM15 209H16V208H15ZM45 209H46V208H45ZM84 209H85V208H84ZM103 209H104V208H103ZM107 209H108V208H107ZM172 209H173V208H172ZM221 209H222V208H221ZM232 209H233V208H232ZM82 210H83V209H82ZM112 210H113V209H112ZM161 210H162V209H161ZM173 210H174V209H173ZM177 210H178V209H177ZM188 210H189V209H188ZM207 210H208V209H207ZM37 211H38V210H37ZM49 211H50V209H49ZM59 211L61 212V210H59ZM67 211H68V210H67ZM97 211H98V210H97ZM166 211H167V210H166ZM219 211H220V210H219ZM219 211H218V212H219ZM261 211H262V209H261ZM34 212H35V211H34ZM109 212H110V211H109ZM131 212H132V211H131ZM150 212H151V211H150ZM162 212H163V211H162ZM183 212H184V211H183ZM228 212H229V211H228ZM243 212H244V211H243ZM16 213H17V212H16ZM31 213H32V212H31ZM52 213H53V212H52ZM68 213H69V211H68ZM78 213H79V212H78ZM99 213H100V212H99ZM105 213H106V212H105ZM125 213H126V212H125ZM172 213H173V212H172ZM185 213H186V212H185ZM237 213H238V212H237ZM17 214H20V213H17ZM41 214H44V213H41ZM41 214H40V215H41ZM72 214H73V213H72ZM76 214H77V213H76ZM115 214H117V213H115ZM123 214H124V213H123ZM133 214H134V213H133ZM186 214H187V213H186ZM238 214L240 215V213H238ZM246 214H247V213H246ZM248 214H249V213H248ZM253 214H254V213H253ZM261 214H262V212H261ZM62 215H63V214H62ZM73 215H74V214H73ZM77 215H78V214H77ZM124 215H125V214H124ZM150 215H151V214H150ZM183 215H184V214H183ZM34 216H35V215H34ZM49 216H50V215H49ZM54 216H55V215H54ZM63 216H64V215H63ZM63 216H62V217H63ZM75 216H76V215H75ZM75 216H74V217H75ZM78 216H79V215H78ZM102 216H103V215H102ZM115 216H116V215H115ZM151 216H152V215H151ZM244 216H245V215H244ZM250 216H251V215H250ZM5 217H6V216H5ZM12 217H13V216H12ZM12 217H11V218H12ZM17 217L19 218V216H17ZM39 217H41V216H39ZM55 217H56V216H55ZM74 217H73V218H74ZM125 217H128V216H125ZM139 217H140V216H139ZM144 217H146V216L144 215ZM184 217H185V216H184ZM208 217H209V216H208ZM18 218H17V219H18ZM30 218H31V217H30ZM34 218H35V217H34ZM44 218H45V217H44ZM46 218H47V217H46ZM60 218H61V216H60ZM103 218H104V217H103ZM106 218H107V217H106ZM146 218H147V217H146ZM187 218H188V217H187ZM248 218H250V217H248ZM37 219H38V217H37ZM56 219H58V218H56ZM141 219H142V218H141ZM173 219H174V218H173ZM212 219H214V218H212ZM223 219H225V218H223ZM255 219H256V218H255ZM3 220H4V219H3ZM12 220H13V219H12ZM32 220H33V219H31V221H32ZM59 220H60V219H59ZM100 220H101V219H100ZM111 220H112V219H111ZM217 220H218V219H217ZM16 221H17V220H16ZM16 221H15V222H16ZM41 221H42V220H40V222H41ZM98 221H99V220H98ZM101 221H102V220H101ZM123 221H124V219H123ZM133 221H134V220H133ZM176 221H177V220H176ZM190 221H191V220H190ZM219 221H220V220H219ZM244 221H245V219H244ZM256 221H257V220H256ZM9 222H10V221H9ZM15 222H14V223H15ZM96 222H97V221H96ZM103 222H104V221H103ZM124 222H125V221H124ZM129 222H130V221H129ZM156 222H157V221H155V223H156ZM158 222H159V221H158ZM45 223H46V222H44V224H45ZM63 223H64V222H63ZM63 223H62V224H63ZM106 223H107V222H106ZM115 223H116V222H115ZM127 223H128V222H127ZM206 223H207V222H206ZM215 223H216V222H215ZM236 223H238V222H236ZM241 223H242V222H241ZM11 224H12V223H11ZM30 224H32V223H30ZM30 224H29V225H30ZM33 224H34V223H33ZM64 224H65V223H64ZM64 224H63V225H64ZM95 224H96V223H95ZM97 224H98V223H97ZM150 224H151V223H150ZM150 224H148V225H150ZM200 224H201V223H200ZM217 224H218V223H217ZM244 224H245V223H244ZM247 224H248V223H247ZM260 224H261V223H260ZM35 225H36V224H35ZM35 225H33V226H35ZM40 225H42V224L40 223ZM103 225H104V224H103ZM103 225H102V226H103ZM113 225H114V224H113ZM121 225H122V224H121ZM131 225H132V224H131ZM139 225H140V224H139ZM241 225H242V224H241ZM50 226H51V225H50ZM60 226H61V225H60ZM158 226H159V225H158ZM56 227H57V226H56ZM65 227H66V226H65ZM94 227H95V226H94ZM96 227H97V226H96ZM99 227H100V226H99ZM169 227H170V226H169ZM205 227H206V226H205ZM237 227H238V226H237ZM32 228H33V227H32ZM37 228H38V227H37ZM70 228H71V227H70ZM102 228H103V227H102ZM140 228H141V227H140ZM167 228H168V227H167ZM174 228H175V227H174ZM214 228H215V227H214ZM241 228H243V227H241ZM28 229H29V228H28ZM51 229H52V228H51ZM57 229H58V228H57ZM57 229H56V230H57ZM71 229H72V228H71ZM81 229H82V228H81ZM84 229H85V228H84ZM92 229H93V228H92ZM117 229H118V228H117ZM117 229H116V231L118 232ZM134 229H135V227H134ZM134 229H133V230H134ZM146 229H147V228H146ZM176 229H177V228H176ZM193 229H194V228H193ZM22 230H23V228H22ZM68 230H69V229H68ZM85 230H86V229H85ZM160 230H161V229H160ZM168 230H169V229H168ZM202 230H203V229H202ZM36 231H37V230H36ZM50 231H51V230H50ZM113 231H114V230H113ZM116 231H115V232H116ZM20 232H21V231H20ZM34 232H35V231H34ZM51 232H52V231H51ZM71 232H72V231H70V233H71ZM102 232H103V231H102ZM108 232H109V231H108ZM131 232H132V231H131ZM135 232H136V231H135ZM145 232H146V231H145ZM153 232H154V231H153ZM158 232H159V231H158ZM188 232H189V231H188ZM193 232H194V231H193ZM205 232H206V231H205ZM210 232H211V231H210ZM230 232H231V230H230ZM29 233H30V232H29ZM32 233H33V232H32ZM43 233H44V232H43ZM86 233H87V230H86ZM88 233H89V232H88ZM90 233H91V232H90ZM211 233H212V232H211ZM233 233H234V232H233ZM21 234H22V233H21ZM34 234H35V233H34ZM40 234H41V232H40ZM81 234H82V233H81ZM94 234H95V233H94ZM106 234H107V233H106ZM114 234H115V233H114ZM157 234H158V233H157ZM209 234H210V233H209ZM216 234H217V232H216ZM58 235H59V234H58ZM89 235H90V234H89ZM228 235H229V234H228ZM256 235H257V234H256ZM30 236H32V235H30ZM38 236H39V235H38ZM40 236H42V235H40ZM68 236H69V235H68ZM94 236H96V235H94ZM101 236H102V235H101ZM107 236H109V234H108ZM146 236H147V235H146ZM148 236H150V234H149ZM18 237H19V236H18ZM18 237H17V238H18ZM25 237H26V236H25ZM42 237H44V236H42ZM71 237H72V235H71ZM73 237H74V234H73ZM73 237H72V238H73ZM105 237H106V236H105ZM180 237H181V236H180ZM210 237H212V236L210 235ZM255 237H256V236H255ZM36 238H37V237H36ZM65 238H66V237H65ZM82 238H83V237H82ZM90 238H91V237H90ZM100 238H101V237H100ZM147 238H148V237H147ZM153 238H154V237H153ZM208 238H209V237H208ZM37 239H38V238H37ZM49 239H50V238H49ZM66 239H67V238H66ZM88 239H89V238H88ZM94 239H95V238H94ZM98 239H99V238H98ZM243 239H244V238H243ZM0 240H1V239H0ZM18 240H19V238H18ZM34 240H35V239H34ZM34 240H33V241H34ZM70 240H71V239H70ZM90 240H91V239H90ZM154 240H156V239H154ZM182 240H183V239H182ZM229 240H230V238H229ZM233 240H234V238H233ZM254 240H255V239H254ZM254 240H253V241H254ZM81 241H82V240H81ZM103 241H104V240H103ZM105 241H106V240H105ZM122 241H123V240H122ZM138 241H139V240H138ZM138 241H137V242H138ZM141 241H142V240H141ZM141 241H139V242H141ZM224 241H225V240H224ZM230 241H231V240H230ZM235 241H236V240H235ZM14 242H16V241H14ZM41 242H42V241H41ZM41 242H40V243H41ZM74 242H75V241H74ZM74 242H72V243H74ZM100 242H101V241H100ZM111 242H112V241H111ZM183 242H184V241H183ZM250 242H251V240H250ZM3 243H4V241H3ZM30 243H31V242H30ZM45 243H46V242H45ZM45 243H44V244H45ZM84 243H85V242H84ZM120 243H121V241H120ZM143 243H144V242H143ZM143 243H142V245H143ZM210 243H211V242H210ZM239 243H240V242H239ZM35 244H36V243H35ZM37 244H38V243H37ZM76 244H77V243H76ZM81 244L83 245V242H82ZM86 244H87V243H86ZM91 244H92V242H91ZM98 244H99V243H98ZM111 244H112V243H111ZM150 244H151V243H150ZM152 244H153V242H152ZM242 244H243V243H242ZM253 244H254V243H253ZM256 244H257V242H256ZM32 245H34V244L32 243ZM112 245H113V244H112ZM139 245H140V243H139ZM153 245H154V244H153ZM210 245H212V244H210ZM221 245H222V244H221ZM237 245H238V244H237ZM9 246H10V245H9ZM17 246H18V245H17ZM65 246H66V245H65ZM70 246H71V245H70ZM72 246H73V245H72ZM85 246H86V245H85ZM99 246H100V245H99ZM99 246H98V247H99ZM102 246H103V245H102ZM122 246H123V244H122ZM207 246H208V245H207ZM230 246H231V245H230ZM241 246H242V245H241ZM257 246H259V245H257ZM67 247H68V246H67ZM79 247H80V246H79ZM82 247H83V246H82ZM91 247H92V246L90 245V246H89V249H92ZM231 247H233V246H231ZM235 247H236V245H235ZM17 248H18V247H17ZM87 248H88V246H87ZM110 248H111V247H110ZM119 248H120V247H119ZM154 248H155V247H154ZM189 248H190V247H189ZM204 248H205V247H204ZM238 248H239V247H238ZM250 248H251V247H250ZM250 248H249V251H250ZM2 249H3V247H2ZM55 249H56V248H55ZM55 249H54V250H55ZM80 249H81V248H80ZM80 249H78V250H80ZM84 249H85V248H84ZM89 249H87V250L89 251ZM187 249H188V247H187ZM229 249H230V248H229ZM243 249H244V248H243ZM243 249H242V251H243ZM66 250H67V249H66ZM92 250H93V249H92ZM150 250H151V249H150ZM152 250H153V249H152ZM152 250H151V251H152ZM239 250H241V249H239ZM244 250H245V249H244ZM72 251H73V250H72ZM72 251H71V252H72ZM84 251H85V250H84ZM88 251H87V252H88ZM113 251H114V250H113ZM226 251H227V250H226ZM229 251H230V250H229ZM69 252H70V251H69ZM93 252H94V251H93ZM188 252H189V251H188ZM202 252H203V251H202ZM34 253H35V252H34ZM77 253H78V252H77ZM83 253H84V252H83ZM88 253H89V252H88ZM255 253H256V252H255ZM146 254H147V253H146ZM182 254H183V253H182ZM194 254H195V253H193V255H194ZM196 254H198V253H196ZM209 254H210V253H209ZM229 254H230V253H229ZM231 254H232V253H231ZM4 255H5V254H4ZM36 255H38V254H36ZM102 255H104V254L102 253ZM105 255H106V254H105ZM193 255H192L191 257H193ZM249 255H250V254H249ZM255 255H256V254H255ZM60 256H61V255H60ZM65 256H66V255H65ZM85 256H87V255H85ZM94 256H95V255H94ZM180 256H181V255H180ZM183 256H184V255H183ZM206 256H207V255H206ZM258 256H259V255H258ZM38 257H39V256H38ZM38 257H36V258H38ZM71 257H73V256H71ZM80 257H81V256H80ZM138 257H139V256H138ZM138 257H137V258H138ZM231 257H232V256H231ZM4 258H6V257H4ZM63 258H64V257H63ZM66 258H67V257H66ZM78 258H79V257H78ZM84 258H85V257H84ZM119 258H122V257H119ZM201 258H202V256H201ZM241 258H242V257H241ZM32 259H33V258H32ZM60 259H61V258H60ZM182 259H183V258H182ZM210 259H211V258H210ZM210 259H209V260H210ZM224 259H225V253H224ZM224 259H222L221 264H226V262H225ZM228 259H229V258H228ZM7 260H8V259H7ZM39 260H40V259H39ZM66 260H67V259H66ZM71 260H72V259H71ZM87 260H88V259H87ZM123 260H124V259H123ZM184 260H185V259H184ZM193 260H194V259H193ZM68 261H69V260H68ZM81 261H82V260H81ZM93 261H94V260H93ZM125 261H126V260H125ZM154 261H155V260H154ZM6 262H7V261H6ZM37 262H38V261H37ZM43 262H45V261H43ZM70 262H71V261H70ZM109 262H110V261H109ZM130 262H131V261H130ZM183 262H184V261H183ZM183 262H182V263H183ZM188 262H189V261H188ZM233 262H234V261H233ZM239 262H240V261H239ZM241 262H242V261H241ZM253 262H254V261H253ZM7 263H9V262H7ZM31 263H32V262H31ZM59 263H60V262H59ZM80 263L82 264V262H80ZM93 263H94V262H93ZM95 263H96V262H95ZM124 263H125V262H124ZM231 263H232V262H231ZM251 263H252V262H251ZM254 263H256V262H254ZM32 264H34V262H33ZM36 264H37V263H36ZM43 264H44V263H43ZM70 264H72V262H71ZM87 264H88V263H87ZM233 264H234V263H233ZM245 264H246V263H245ZM248 264H249V263H248Z\"/></svg>", "mask_w": 264, "mask_h": 264}]
</instances>
